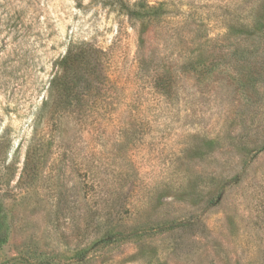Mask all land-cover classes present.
<instances>
[{
	"label": "rangeland",
	"instance_id": "obj_1",
	"mask_svg": "<svg viewBox=\"0 0 264 264\" xmlns=\"http://www.w3.org/2000/svg\"><path fill=\"white\" fill-rule=\"evenodd\" d=\"M0 210V264H264V0H0Z\"/></svg>",
	"mask_w": 264,
	"mask_h": 264
},
{
	"label": "trees",
	"instance_id": "obj_2",
	"mask_svg": "<svg viewBox=\"0 0 264 264\" xmlns=\"http://www.w3.org/2000/svg\"><path fill=\"white\" fill-rule=\"evenodd\" d=\"M71 55H72V54L69 53L68 56H67V58H65V61H66V59H69V57H70ZM1 218H2V215H1V210H0V223H1ZM2 240H3V238H2V235H1V233H0V242H2Z\"/></svg>",
	"mask_w": 264,
	"mask_h": 264
}]
</instances>
